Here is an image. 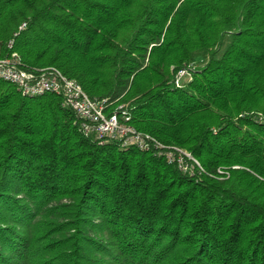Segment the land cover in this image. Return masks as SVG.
I'll return each instance as SVG.
<instances>
[{
  "label": "trees",
  "instance_id": "16d2710c",
  "mask_svg": "<svg viewBox=\"0 0 264 264\" xmlns=\"http://www.w3.org/2000/svg\"><path fill=\"white\" fill-rule=\"evenodd\" d=\"M12 51L202 170L0 80V264H264V0H0Z\"/></svg>",
  "mask_w": 264,
  "mask_h": 264
},
{
  "label": "built area",
  "instance_id": "2783aa9c",
  "mask_svg": "<svg viewBox=\"0 0 264 264\" xmlns=\"http://www.w3.org/2000/svg\"><path fill=\"white\" fill-rule=\"evenodd\" d=\"M8 47H11V41ZM186 72L190 74L187 69H181L175 74L174 82L177 86ZM0 80L14 85L24 96L47 93L59 95L63 105L71 109L80 120L83 132L93 136L99 144L106 140H117L121 148L153 150L154 155L176 164L184 173L192 175L195 168L202 170L198 161L189 153L176 146L165 147L148 133L137 130L131 124L130 114L123 108V104H110L105 98L91 99L76 80L68 78L54 67L36 72L24 70L18 53L12 51L8 55H0ZM255 115L264 123V112H256Z\"/></svg>",
  "mask_w": 264,
  "mask_h": 264
},
{
  "label": "rangeland",
  "instance_id": "374dc122",
  "mask_svg": "<svg viewBox=\"0 0 264 264\" xmlns=\"http://www.w3.org/2000/svg\"><path fill=\"white\" fill-rule=\"evenodd\" d=\"M189 67H187L186 69H188ZM194 68V67H193ZM192 67H190L189 68V70L191 71L192 69H193ZM184 76H183V78H185V77H188L189 76V74L186 72L185 74H183ZM189 78V77H188ZM187 78V79H188ZM132 124V123H131ZM133 125V124H132ZM134 126V125H133ZM179 149H181V150H183L184 152H186V153H189L185 148H181V147H178ZM190 154V153H189ZM234 167H237V166H234Z\"/></svg>",
  "mask_w": 264,
  "mask_h": 264
}]
</instances>
